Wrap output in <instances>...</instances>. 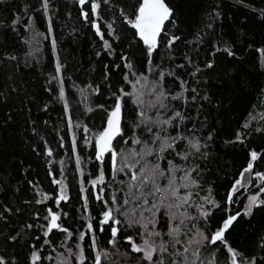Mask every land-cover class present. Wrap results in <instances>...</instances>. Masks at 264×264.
Returning <instances> with one entry per match:
<instances>
[{"label":"trees","instance_id":"16d2710c","mask_svg":"<svg viewBox=\"0 0 264 264\" xmlns=\"http://www.w3.org/2000/svg\"><path fill=\"white\" fill-rule=\"evenodd\" d=\"M43 2L0 0V257L6 264H32L34 251L41 256L37 264H61V260L65 264H79L68 251L71 248L76 253L78 243L85 250L84 264H94L96 252L102 255L101 264H149L143 253L132 252L126 241L131 236L137 244H143V229L139 225L128 227L124 217L116 214L122 223L117 226L120 232L115 245L109 244V225L99 231L104 205L95 200L89 183L101 168L95 160L94 137L106 125L105 109L111 110L116 101L113 93L120 95V89L129 93L142 91L145 101L154 100L155 93L147 94L145 80L149 84L157 82L160 87L156 91L162 90L168 97L164 101L168 107L149 110V117L170 119L175 111H180L187 118L183 122L173 119L171 126H165L166 131L154 128L153 133L162 137L180 133L201 145L200 152H196L187 139L180 140L160 160L165 169L168 160L184 171L199 165L191 173L197 183L190 189L193 206L187 209L188 213L199 216L196 205L209 195V190L219 205L206 204L205 208L212 213L207 222L202 218L186 221L187 227L182 225L181 231L191 236L200 228L210 236L228 215L243 213L249 197L256 195L264 200V192L260 191L264 182L255 177L257 172L264 174V0H165L173 15L165 23L151 64L147 46L121 15L123 11L128 18H134L139 0H97L100 8L96 16L91 13V0L84 6L79 0H47V10ZM84 11L89 13L88 20L82 16ZM93 21L100 26L110 48H105ZM172 37L178 39L169 46ZM57 60L61 65L59 74ZM127 64H131V69ZM160 73L164 74L163 79ZM61 80L63 100L59 94ZM97 88L98 93L94 91ZM181 92L183 97L171 99ZM134 98L126 96L122 101L124 136L113 142L117 151H139L142 145L132 144L137 136L142 141L153 139V134L143 126L133 128L140 110L132 102ZM77 124L81 127L77 128ZM84 126L89 128L88 133L83 131ZM126 138H130L127 145L123 143ZM159 143L151 146L155 149ZM49 150L51 156L47 154ZM252 151L258 153L253 171L245 173L243 186L233 194V203L228 204L229 192L235 181L241 179ZM177 152L191 154L184 160ZM154 158L148 157L150 161ZM102 167L106 183L97 186L96 191L104 187L105 199H109L121 187L118 181L127 177L118 174L112 179L110 154ZM184 171L175 173L178 184ZM54 179L64 182L69 197L67 202L61 201L59 208L55 203L59 185L53 183ZM81 180L89 194L87 215L93 218L95 250L90 247L91 234L83 242L78 240L80 232L87 233L89 222L84 212ZM45 196L49 198L45 200ZM117 196L122 199L119 193ZM49 208L61 213L59 223L73 233L71 238L54 230L47 237L52 243L44 244L45 228L41 225H47L44 217ZM167 229L168 218L161 215L157 230ZM180 238L186 240L184 235ZM225 239L241 254L237 264L253 260L255 264H264V205L254 207L250 216L241 215L225 233ZM176 248L183 250L181 245ZM201 251L205 264L212 259L215 264H232L231 254L219 242H205ZM104 253L108 254L106 258ZM49 256L52 259H46ZM161 257L165 264L171 259L168 253L158 252L154 260Z\"/></svg>","mask_w":264,"mask_h":264},{"label":"snow or ice","instance_id":"6c2138e0","mask_svg":"<svg viewBox=\"0 0 264 264\" xmlns=\"http://www.w3.org/2000/svg\"><path fill=\"white\" fill-rule=\"evenodd\" d=\"M105 3L108 0H104ZM89 3V0H79V4L84 6ZM43 6L47 10V0H44ZM100 4L97 0H91V13L96 16L98 14V9ZM121 15L125 16V21L133 29L136 30V34L139 36L140 40L147 46V54L149 57V64H151V57L153 52L158 46V38L161 36V33L164 31L165 22L169 21L173 15L172 9L166 4L165 0H139V4L135 10L134 18H128L127 15L121 12ZM82 16L85 20H88L89 13L87 11L82 12ZM93 27L96 29L97 34L100 36V39L104 41V46L106 49L110 48L111 45L107 40L104 39V34L100 30V26L93 21ZM110 30L112 25L107 26ZM49 30L51 31V24L49 25ZM111 34V33H110ZM178 39V37H172L169 41V46ZM53 49H55L56 42L53 39L52 41ZM233 53L229 52V55ZM14 58V57H13ZM123 59V57H122ZM131 69V64L126 65ZM211 64H208V67H211ZM119 67V66H117ZM199 71V69H197ZM56 72L59 74L61 72V65L57 60L56 63ZM163 73H160V79H163ZM53 77V79H57ZM127 80V75H125ZM137 84L140 83V80L136 81ZM61 87L59 90L60 99H64V88L63 81H60ZM145 86L149 89L148 95L151 96L155 93V99L145 101L143 99L144 93L142 91H136L134 93L125 92L123 89H120V95H116V101L111 110L105 109L107 111L106 125L103 127L102 131H99L95 137V160L101 164L99 169L98 176L89 181L92 186L95 200L102 202L104 205V211L101 213V218L99 219V231L103 232L104 226L109 225L111 231V240L109 244L115 245L116 238L120 232V228L117 227L121 225V219L117 218L116 214L124 217V222L128 227H133L139 225L143 232L141 236L143 238V244H137L131 236L126 237V241L131 245V251L135 253H143V259L148 261L149 264H165L163 257L160 259L154 260V256L159 253H168L171 259L168 261V264H197V261L200 264H205L203 259V253L201 248L204 246L205 242L210 245H216L218 242L223 244L227 251L231 254L232 264H237V258L241 254L233 249L227 244L225 239V233L230 229L235 221L241 215L250 216L254 207H260L264 205V200H261L258 196L253 195L248 198V203L243 210V213L236 212L234 215H228L226 219L222 221V226L218 227L214 232L209 235H206L204 230L196 228V225L193 224L192 227L196 228L195 234L189 236L187 232L181 231V226L187 227L186 221H191L194 219L202 218L207 222L208 217L212 214L210 209H206L205 205H211L212 207H219L215 200L211 198L210 190L209 195L202 197V203L196 205L197 212L199 213L198 217H192L187 209L193 206L192 202V193L190 189L196 185V180L191 178V173L196 172L199 168V165L192 167L189 171H184L181 166H177L173 163L172 160H168V167L162 168L160 160L164 159L163 153L167 152L169 149H175V146L180 140H188V145L191 148H194L196 152H200L201 145L197 140L195 143L183 134L178 133L176 136H160L159 133H153L154 128H159L162 131H166L165 126H171L173 119L179 118L181 122L187 119L180 111H175L174 117L170 119L160 120L157 118H152L148 116V111L154 108H163L166 109L168 105L164 103L168 99L164 91H155L159 89V84L153 81L149 84L145 80ZM91 87V85H89ZM135 89V85H133ZM98 93V88L95 89ZM195 91V89H192ZM126 96H134L133 103L139 107L138 112V122L133 125V128H140L143 126L144 130L150 134H153V139L149 142L147 140H141L138 136L135 139H132L133 145H142L141 149L137 151L135 148L124 149L121 148L117 151L114 147V141L117 140V137L124 136V129L122 127L123 121V104L122 101ZM183 97V92L178 93L171 97L173 100H177ZM195 100V96L192 97ZM207 99V97H205ZM67 108V105H65ZM103 108V105L99 106ZM89 112L92 111L91 108L88 109ZM72 126L71 118L69 117V127ZM77 128L81 127L79 124L76 125ZM178 128L179 125H176ZM247 127V125H245ZM83 131L88 133L90 130L87 126L83 127ZM211 138V137H209ZM130 138L123 140V143L127 145ZM239 139V135H238ZM159 141L157 148H153L151 145H156ZM86 143L89 142L86 137ZM73 151H75V135L72 137ZM49 156L52 155L51 150L47 153ZM110 154V166L112 171V179L115 180L118 174H123L127 177V180H120L118 183L121 185L120 188L113 191L109 199H105V188L99 187V190L96 191L97 186L104 185L105 173L103 169V164L105 163V157ZM188 154H182L177 152L176 155L180 156L182 159L187 160ZM206 155V153L204 154ZM154 156L153 160H149L148 157ZM258 159V153L252 151L250 153V162L247 167L242 170L240 176L241 179H237L231 188L229 195L227 197V203H233V194L238 191V188L243 186V178L245 173H252L254 164ZM77 166L80 165V158H76ZM184 171V175L180 177L181 183H177L176 172ZM81 176H83V171H81ZM255 177L258 178L261 182H264V174L255 173ZM166 181V183H161V181ZM53 183L59 185V195L55 203L57 208H59L61 201L67 202L69 199L67 194V187L62 180H53ZM181 189L184 190L183 194ZM81 193L82 199L84 202V212L88 214V201L89 194L87 189L84 187V181L81 180ZM261 192H264V188L260 189ZM117 193L120 194L122 199L118 198ZM49 197L45 196L44 199ZM38 203L43 202L37 201ZM184 209V211H181ZM48 214L44 217L47 221L43 236L45 237L44 244L50 245L52 242L47 239L54 230L64 233L66 237L71 238L73 233L67 228L63 227L59 221L61 219V213L53 211L51 208L47 210ZM148 213V215H145ZM66 215V213L64 214ZM161 215L167 216L168 218V229L166 232H161L157 230V224L159 223V217ZM89 222L86 224L87 233L80 232L78 240L83 242L85 236L91 234V245L90 247L95 250L97 247V240L95 235V229L91 220L93 219L90 215H87ZM151 226V230L149 229ZM32 227V225H29ZM191 232V229H188ZM181 235L186 237V240H181ZM167 237L168 239H164ZM156 238H160V242H156ZM15 239V238H13ZM37 240L40 237H36ZM177 245H181L183 248L182 251L176 248ZM171 246L172 251H169ZM35 247V246H33ZM77 252L72 253V249L69 248L68 251L70 254H73L79 260V264H84L85 260V250L82 243L76 245ZM55 250V249H53ZM214 255V254H213ZM108 256L107 253H104V257ZM177 257L179 259H177ZM46 259H52L51 256ZM32 264H37L41 260L39 251H34L31 256ZM102 255L100 252H96L94 256V264H101ZM0 264H6L4 259L0 257ZM61 264H65L61 260ZM207 264H215V259L208 260ZM249 264H255V261H250Z\"/></svg>","mask_w":264,"mask_h":264},{"label":"water","instance_id":"95a60500","mask_svg":"<svg viewBox=\"0 0 264 264\" xmlns=\"http://www.w3.org/2000/svg\"><path fill=\"white\" fill-rule=\"evenodd\" d=\"M166 4H167V3H166ZM167 5H168V4H167ZM166 22H167V21H166ZM166 22H165V23H166ZM158 39H159V38H158ZM122 123H123V121H122Z\"/></svg>","mask_w":264,"mask_h":264},{"label":"rangeland","instance_id":"374dc122","mask_svg":"<svg viewBox=\"0 0 264 264\" xmlns=\"http://www.w3.org/2000/svg\"><path fill=\"white\" fill-rule=\"evenodd\" d=\"M156 91V90H155ZM246 182H248V181H246Z\"/></svg>","mask_w":264,"mask_h":264}]
</instances>
